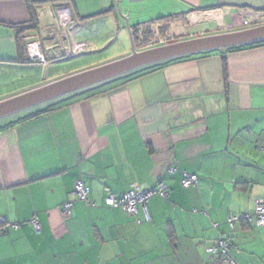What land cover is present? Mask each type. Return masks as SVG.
<instances>
[{"label":"crops","instance_id":"0c3cea01","mask_svg":"<svg viewBox=\"0 0 264 264\" xmlns=\"http://www.w3.org/2000/svg\"><path fill=\"white\" fill-rule=\"evenodd\" d=\"M63 8L79 42H93V24L105 21L132 47L137 26L161 42L200 37L228 31L219 26L240 10H264V0H0V100L53 80L25 82L58 60H27L32 44L51 58L65 54L74 35L61 26ZM210 9L220 10L199 13ZM207 53L71 95L32 119L0 121V216L8 222L0 264H208L221 236L236 264H264V227L227 225L264 201V44ZM183 172L197 174V184L184 188ZM79 179L95 205L75 197ZM160 184L169 193L150 199V221L142 210L130 216L105 205L108 191ZM69 200L66 218L60 206Z\"/></svg>","mask_w":264,"mask_h":264},{"label":"water","instance_id":"95a60500","mask_svg":"<svg viewBox=\"0 0 264 264\" xmlns=\"http://www.w3.org/2000/svg\"><path fill=\"white\" fill-rule=\"evenodd\" d=\"M264 42V24L229 31H218L200 37L182 39L137 49L132 39V52L54 79L0 100V121L48 106L106 82L133 75L144 69L207 52L221 51Z\"/></svg>","mask_w":264,"mask_h":264},{"label":"built area","instance_id":"2783aa9c","mask_svg":"<svg viewBox=\"0 0 264 264\" xmlns=\"http://www.w3.org/2000/svg\"><path fill=\"white\" fill-rule=\"evenodd\" d=\"M62 27L67 28L68 34L74 35L75 24L71 18L69 11L65 8L59 9ZM220 9H210L200 11L204 18H213L218 14ZM240 18L236 20L234 23L230 25H220L219 28L222 30H237L243 28H249L257 25L264 24V10H240L239 12ZM88 46L86 42H79L75 35L69 40V44L65 49L66 56H72L76 54L83 53ZM39 48L38 45H30V57L28 60L37 61L39 63H44L45 57L43 53L37 50ZM178 168L176 166H171L169 168V173L175 174ZM199 180V176L197 174H191L188 172H183V176L181 179V185L184 188L191 187L196 185ZM168 190L165 184H160L159 187L154 189H143L139 185H133L130 190L125 192L122 195H116L112 192L108 191V194L105 198V205L114 208L121 209L125 211L130 216H136L140 210H142L144 214V218L147 221L151 220V215L148 209V202L155 195L168 196ZM74 195L79 201L85 202L87 205H95V203L91 199V188L84 182L82 179L76 181L74 185ZM74 208V201H66L60 206L61 213L64 217L68 218L72 215ZM242 220L254 224L258 227H264V201L262 199H258L256 202L255 214H243L241 216L232 215L228 218V223L231 230L236 228V225ZM141 222V220H139ZM30 223L34 226L36 230L41 229V223L38 216H34ZM8 222L4 217L0 216V236L7 233L6 226ZM15 229L20 227L19 224H12ZM232 244L230 238L227 236L221 237L216 241V243L207 249L208 253L212 255V260L208 264H236L235 260L231 255Z\"/></svg>","mask_w":264,"mask_h":264},{"label":"rangeland","instance_id":"374dc122","mask_svg":"<svg viewBox=\"0 0 264 264\" xmlns=\"http://www.w3.org/2000/svg\"><path fill=\"white\" fill-rule=\"evenodd\" d=\"M93 26L96 28L97 31H93V30L90 31L91 32L90 35L92 36L91 38L93 42H90V44L88 42V46L83 54H76V55L64 57L66 59H64L63 57L55 58L54 60H58V63H55L54 65H51V66L46 65L43 68V71L41 72V74H36L34 76L32 74H29L25 82L32 83V82L42 79L43 77H53V80H54V79L75 73L79 71L80 69H85V68H89L95 65L102 64V63H107L109 61L126 56L132 52L131 41L130 42L128 41L129 37H127V40L125 41L123 39H119V38L117 39L115 38V36L114 38H112L113 36L111 37L110 34H108V31H107L108 25L105 21L104 23H100V24L94 23ZM97 26H99L100 28L101 27L103 28L98 29ZM175 33H177L176 35L178 36L179 34H181V33L176 32V30H175ZM139 36H140V41L137 43L139 45L136 44L135 46L137 49H144L149 46L152 47L155 45H161V44H164L165 41H166L165 43L177 41V40H171L172 39L171 37V38H163V42H161L160 36L155 37L151 34L148 35L147 37H145L144 35H139ZM175 37L176 36H173V38ZM97 40H100V41H97ZM29 53L31 52L29 51ZM68 57H71V58H68ZM47 60L48 59L46 58L45 60L46 62H44V64L52 63V60H49V62H47ZM27 62L34 63L35 65L41 64L33 60H30V61L27 60ZM80 65H86V66L77 70L78 67H80ZM53 80H50V81H53ZM0 92H1V86H0ZM45 107H47V105ZM45 107L41 106L40 108L43 109ZM38 110H40L39 107H36L35 109L28 111L27 113L29 114L33 111H38ZM27 113L25 112L17 117L23 116L24 114H27ZM5 121H7V119L4 120L3 122ZM3 124L4 123H1L0 126Z\"/></svg>","mask_w":264,"mask_h":264},{"label":"trees","instance_id":"16d2710c","mask_svg":"<svg viewBox=\"0 0 264 264\" xmlns=\"http://www.w3.org/2000/svg\"><path fill=\"white\" fill-rule=\"evenodd\" d=\"M140 30H143L142 32V34L141 35H144L145 37H147L148 35H150L151 33H152V31H151V28L148 26V27H146V26H137L135 29H134V40H135V44H137L139 41H140V36H139V32H140ZM147 40V39H146ZM262 44H264V42H261V43H257V44H252V45H246V46H241V47H236V48H232V49H229V50H227V51H236V50H241V49H244V48H247V46L248 47H250V46H256V45H262ZM137 45H139V44H137ZM84 53V52H83ZM202 54H208V53H202ZM22 58L21 59H23V57L24 56H21ZM61 58L63 57H65L64 55H62V56H60ZM193 57H198V56H195V55H191V56H187V57H183V58H180V59H176V60H172V61H169V62H165V63H162V64H159V65H156V66H153V67H150V68H147V69H144V70H142L141 72H139V73H137L136 75H143V74H145V73H147V72H150V71H153V70H155V69H158V68H160V67H163V66H165V65H167L168 63H170V62H175V61H180V60H183V59H187V58H193ZM79 68V67H78ZM63 101H57V102H54V103H52V104H50V105H48L47 107H45V108H43V109H40V110H38V111H33V112H31V113H27V114H24L23 116H20V117H18L17 119H16V121L17 122H21V121H24V120H27V119H32V118H35V117H38V116H40V115H42V114H45V113H48V112H50V111H52V110H54L56 107H58L59 105H61V104H63L62 103ZM15 122V121H14ZM7 127V126H6ZM3 128V127H2ZM1 129V128H0ZM236 216H238V215H236ZM239 216H241V215H239ZM242 222V221H241ZM227 225L229 226V223H228V220H227ZM236 227H237V225H236ZM229 228H230V226H229ZM231 229V228H230ZM221 237H224V236H221ZM220 239V238H219Z\"/></svg>","mask_w":264,"mask_h":264},{"label":"flooded vegetation","instance_id":"af4514ba","mask_svg":"<svg viewBox=\"0 0 264 264\" xmlns=\"http://www.w3.org/2000/svg\"><path fill=\"white\" fill-rule=\"evenodd\" d=\"M63 55H64L65 57H67L65 54H63ZM61 56H62V55H61ZM44 57H45V60H46V58L48 59L47 62H49V60L54 61V59H55V58H51V57H48V56H45V55H44ZM59 58H61V57L59 56ZM68 58H71V57H68ZM64 59H66V58H64Z\"/></svg>","mask_w":264,"mask_h":264}]
</instances>
